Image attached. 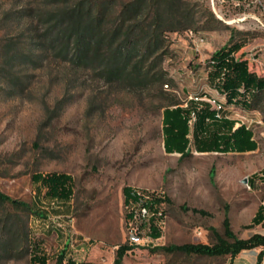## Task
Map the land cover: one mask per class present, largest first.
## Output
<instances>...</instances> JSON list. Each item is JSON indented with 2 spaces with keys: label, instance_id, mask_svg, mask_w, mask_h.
Listing matches in <instances>:
<instances>
[{
  "label": "rangeland",
  "instance_id": "1",
  "mask_svg": "<svg viewBox=\"0 0 264 264\" xmlns=\"http://www.w3.org/2000/svg\"><path fill=\"white\" fill-rule=\"evenodd\" d=\"M89 22L84 53L76 37ZM231 39L264 74V0H0V192L14 201H0V264H29L35 244L47 264L63 249L111 264L121 244L132 246L123 264H228L155 248L213 243L225 216L239 237L261 229L246 225L264 195V93L231 113L256 149L163 146L165 106L216 104L208 61ZM113 63L139 71L114 77ZM35 172L71 176L67 206L37 193ZM125 186L163 199L154 243H129Z\"/></svg>",
  "mask_w": 264,
  "mask_h": 264
},
{
  "label": "trees",
  "instance_id": "2",
  "mask_svg": "<svg viewBox=\"0 0 264 264\" xmlns=\"http://www.w3.org/2000/svg\"><path fill=\"white\" fill-rule=\"evenodd\" d=\"M92 22L84 26L81 35L76 37V47L83 43L84 53L90 46V40H85L86 31L90 30ZM114 33V32H113ZM85 37V38H84ZM227 46L216 50L209 58V71L207 79L220 97L204 100L201 97H194L187 101L186 105L179 102L172 103V106H165L162 111V134L163 146L168 153H179L181 156L187 155L190 144L198 152H244L257 148V142L253 138L252 130L244 123L238 122L231 116L234 107L244 110L254 108L257 98L264 93V74L258 73L250 66L248 58L237 55L243 47V43L238 40H230ZM80 47V46H79ZM145 50H148V46ZM124 58L123 60H125ZM119 63V62H118ZM114 77L131 76L138 71L129 70L124 74V66L114 65L106 69ZM209 97V96H208ZM210 99V97L208 98ZM217 105L220 107L217 108ZM191 135L192 140H190ZM32 181L37 183V193L48 198L50 204L69 203L73 185L69 174L63 172L40 173L35 172L31 176ZM253 180V176L249 181ZM44 190V192H43ZM124 203L127 206L134 200L135 189L130 186L123 188ZM264 199V198H263ZM154 202L159 207L163 199L160 196L153 197ZM0 201L14 203L7 195L0 192ZM264 201V200H263ZM53 207V206H52ZM202 214L206 212L202 209H194ZM158 211L157 208L155 210ZM36 214L40 215L39 212ZM162 214V212H161ZM129 213H126L128 217ZM42 216V215H40ZM161 217V216H160ZM262 223L264 225V205H260L256 210L251 223L246 227ZM151 235L157 238L161 234L160 228L155 224V216L151 218ZM215 241L213 243H181L158 246L155 249L166 253H179L185 255H202L210 257L228 256L229 263L243 250H250L261 247L256 255V263L261 264L264 257V234L252 233L247 238L237 236L231 228L227 216L223 220V233L214 231ZM31 249L29 264H47L48 256L38 251V244ZM132 246L121 244L115 251V256L111 264H123V257ZM55 264H91L89 261L77 260L65 249L58 254Z\"/></svg>",
  "mask_w": 264,
  "mask_h": 264
},
{
  "label": "built area",
  "instance_id": "3",
  "mask_svg": "<svg viewBox=\"0 0 264 264\" xmlns=\"http://www.w3.org/2000/svg\"><path fill=\"white\" fill-rule=\"evenodd\" d=\"M238 4V3H237ZM220 106L217 105V108ZM135 199L127 205V230L126 235L131 244L154 243L156 238L151 235V218L155 216V224L159 227L157 219L161 216V210L153 200L158 196L153 191L135 189ZM157 208V212L155 211ZM158 238V237H157Z\"/></svg>",
  "mask_w": 264,
  "mask_h": 264
},
{
  "label": "crops",
  "instance_id": "4",
  "mask_svg": "<svg viewBox=\"0 0 264 264\" xmlns=\"http://www.w3.org/2000/svg\"><path fill=\"white\" fill-rule=\"evenodd\" d=\"M234 3H240V2H243L244 0H232ZM233 117V116H232ZM240 123L237 122L236 123V126L239 125ZM252 151V150H250ZM245 152V151H244ZM215 153H219V152H215ZM253 183V180L251 181ZM264 195L259 203V205L257 206L256 210L259 208L260 205H264ZM255 210V212H256ZM254 212V214H255ZM254 214L252 215L251 219H250V222L249 224L251 223V220L254 216ZM252 226H260L261 229L259 230H255L253 231L252 233L254 232H259V233H262L264 234V225L262 223H258V224H255V225H252ZM252 226H249V227H252ZM252 233L248 234V235H245V236H240L242 238H247L249 237ZM261 249V247H258V248H253V249H250V250H243L241 251L233 260H232V263L231 264H255L256 263V255H257V252ZM247 253L250 254V257L247 256ZM230 264V263H228ZM261 264H264V257H263V260H262V263Z\"/></svg>",
  "mask_w": 264,
  "mask_h": 264
}]
</instances>
